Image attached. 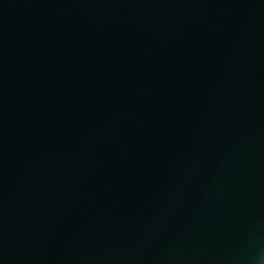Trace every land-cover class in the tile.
Returning <instances> with one entry per match:
<instances>
[{"label": "water", "instance_id": "95a60500", "mask_svg": "<svg viewBox=\"0 0 264 264\" xmlns=\"http://www.w3.org/2000/svg\"><path fill=\"white\" fill-rule=\"evenodd\" d=\"M0 264H264V0H0Z\"/></svg>", "mask_w": 264, "mask_h": 264}]
</instances>
